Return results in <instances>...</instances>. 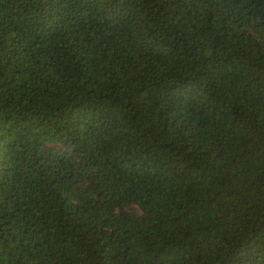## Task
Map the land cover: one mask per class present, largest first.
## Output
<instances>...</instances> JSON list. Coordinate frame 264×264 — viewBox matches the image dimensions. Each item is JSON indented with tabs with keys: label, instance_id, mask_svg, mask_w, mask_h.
<instances>
[{
	"label": "trees",
	"instance_id": "trees-1",
	"mask_svg": "<svg viewBox=\"0 0 264 264\" xmlns=\"http://www.w3.org/2000/svg\"><path fill=\"white\" fill-rule=\"evenodd\" d=\"M0 264H264V0H0Z\"/></svg>",
	"mask_w": 264,
	"mask_h": 264
}]
</instances>
